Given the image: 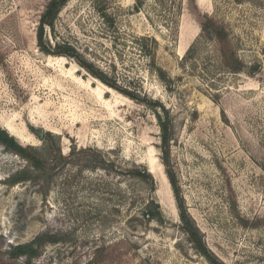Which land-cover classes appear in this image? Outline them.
I'll return each instance as SVG.
<instances>
[{"label":"rangeland","instance_id":"obj_1","mask_svg":"<svg viewBox=\"0 0 264 264\" xmlns=\"http://www.w3.org/2000/svg\"><path fill=\"white\" fill-rule=\"evenodd\" d=\"M50 1L0 0V127L39 159L0 141V264H212L183 229L156 110L40 49ZM136 2L112 0L117 30L93 0H69L57 31L166 106L171 166L210 252L264 264V0ZM206 14L227 28L244 71L199 40ZM146 35L158 41L154 61L135 39ZM38 236V256L11 257Z\"/></svg>","mask_w":264,"mask_h":264},{"label":"trees","instance_id":"obj_2","mask_svg":"<svg viewBox=\"0 0 264 264\" xmlns=\"http://www.w3.org/2000/svg\"><path fill=\"white\" fill-rule=\"evenodd\" d=\"M69 0H51L47 5L46 10L42 14L40 24L38 27V45L42 51L46 54L66 56L74 58L76 61L85 68L95 78L101 80L103 83L111 88H114L118 92L128 96L129 98L139 102L145 103L148 106L156 110V115L160 122L161 128V139H162V151H163V162L167 167V174L172 184L177 205L179 208L180 218L183 223L184 231L189 235L190 240L193 242L195 248L201 252L212 264H222L217 257L210 252L202 239L201 233L198 227L194 224L191 219L185 202L182 196L181 188L171 166L170 160V144L172 140V123L169 117V112L166 106H164L158 100L149 97L147 94H141L138 90H131L120 85L118 80L110 75V73L94 62L88 60L80 51L79 47L72 41L61 36L57 31V19L62 9L67 5ZM193 3L195 0H191ZM94 7L97 13L107 22L110 27L118 30L117 26V15L112 12L111 4L112 0H93ZM137 4L134 6L135 11H139L143 6V0H137ZM182 9V4L179 5V10ZM176 11V10H174ZM174 20L172 12L168 14L167 24H170ZM136 42L140 45L142 52L145 55L151 57L154 61L153 48H150L152 43L158 44L156 38L151 36H140L136 37ZM200 41H215L219 46V52L222 57V63L226 69L232 72L244 71V62L237 56L236 49L233 47L227 28L219 23L216 19L209 15H204L202 18V34L199 39ZM196 48V44L192 46ZM190 49V52L192 51ZM158 72L162 79H165V72L162 68L158 67ZM250 74L254 73L252 69ZM0 141L4 143L8 148L25 156L32 164L38 165L39 159L36 155L30 152L31 149L21 145L17 139L10 135L8 131L0 127ZM32 151V150H31ZM135 174L147 179L152 178V175L142 169L135 170ZM24 179V178H22ZM155 215L149 214V218H153ZM44 243V237L38 236L30 242L18 244L13 246L10 250V255L13 258L20 256H27L32 259L40 254L39 247Z\"/></svg>","mask_w":264,"mask_h":264},{"label":"bare ground","instance_id":"obj_3","mask_svg":"<svg viewBox=\"0 0 264 264\" xmlns=\"http://www.w3.org/2000/svg\"><path fill=\"white\" fill-rule=\"evenodd\" d=\"M52 57V56H51ZM56 58H65V57H63V56H58V57H56Z\"/></svg>","mask_w":264,"mask_h":264},{"label":"water","instance_id":"obj_4","mask_svg":"<svg viewBox=\"0 0 264 264\" xmlns=\"http://www.w3.org/2000/svg\"><path fill=\"white\" fill-rule=\"evenodd\" d=\"M42 135H44V132H42Z\"/></svg>","mask_w":264,"mask_h":264}]
</instances>
